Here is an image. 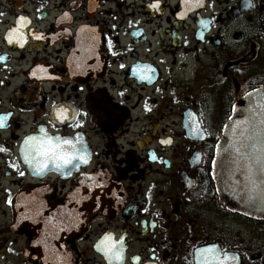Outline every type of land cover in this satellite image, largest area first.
<instances>
[{
	"label": "flooded vegetation",
	"instance_id": "obj_1",
	"mask_svg": "<svg viewBox=\"0 0 264 264\" xmlns=\"http://www.w3.org/2000/svg\"><path fill=\"white\" fill-rule=\"evenodd\" d=\"M263 88L264 0H0V264H44L23 213L72 243L54 264H109L105 234L112 264H198L212 245L264 264V218L212 173L233 109ZM41 129L79 136L87 163L37 172L23 149Z\"/></svg>",
	"mask_w": 264,
	"mask_h": 264
},
{
	"label": "water",
	"instance_id": "obj_2",
	"mask_svg": "<svg viewBox=\"0 0 264 264\" xmlns=\"http://www.w3.org/2000/svg\"><path fill=\"white\" fill-rule=\"evenodd\" d=\"M257 155L264 157V88L245 95L237 103L223 128L212 164L217 188L226 202L245 215L264 218V171L253 163ZM250 164L255 174V188L249 179ZM101 182L104 205V199L110 197L114 186L105 176ZM23 215L29 222L22 229L28 233L32 253L44 264L63 261L65 253L70 252L73 245L53 239L56 230L52 223L54 220L49 217L43 224L31 225L37 218L31 213Z\"/></svg>",
	"mask_w": 264,
	"mask_h": 264
},
{
	"label": "snow or ice",
	"instance_id": "obj_3",
	"mask_svg": "<svg viewBox=\"0 0 264 264\" xmlns=\"http://www.w3.org/2000/svg\"><path fill=\"white\" fill-rule=\"evenodd\" d=\"M26 17H19L18 23L25 21ZM18 29L13 28L8 33V39L11 42L13 39V33H16ZM142 79H150L148 75H142ZM63 111L58 113L61 119L65 118ZM4 121V117L0 116V124ZM42 135L26 136L24 141V159L29 165H34L37 172H43L45 168L54 166L57 169H67L69 166H77V161L87 163V158L83 151L77 147L79 136L76 141L71 138H63L59 135L50 136L41 129ZM253 148L255 145L252 146ZM239 151V149H237ZM259 165L260 170L264 171V157L257 155L253 162ZM23 175V173H20ZM250 183L252 188L256 187L255 174L253 173L252 165L250 164L248 169ZM112 240L111 234H105V236L96 245L97 248L105 254V257L109 260V264L113 261L120 262L123 259V249H117L116 244ZM197 254H205L202 260L198 261V264H228L227 254H224L223 259L216 253V246H208L206 248L197 249ZM235 259V257H233Z\"/></svg>",
	"mask_w": 264,
	"mask_h": 264
}]
</instances>
